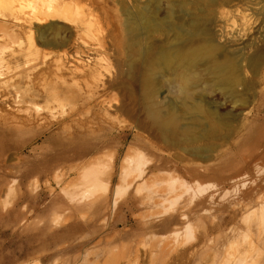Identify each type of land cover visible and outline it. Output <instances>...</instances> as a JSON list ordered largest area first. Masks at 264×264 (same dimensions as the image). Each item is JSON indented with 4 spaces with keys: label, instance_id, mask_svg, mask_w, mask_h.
<instances>
[{
    "label": "bare ground",
    "instance_id": "1",
    "mask_svg": "<svg viewBox=\"0 0 264 264\" xmlns=\"http://www.w3.org/2000/svg\"><path fill=\"white\" fill-rule=\"evenodd\" d=\"M104 1L8 0L0 4V17L10 28L11 40H18L20 31L30 37L28 45L23 42L11 48L8 57L0 54V218L13 213L16 219L0 228L2 242L14 246L19 258L40 252L44 245L43 218L31 221L34 210L26 202L30 193L41 202L42 150L40 144L31 146L32 159L23 151L45 132L48 114L39 100L47 95L63 110L68 105L62 122L71 120L91 134L117 125L136 129L123 153L115 150L85 164L80 181L74 184L78 190H69L71 180L64 183L63 192L71 204L90 214L92 231L102 227L113 231L96 239L90 250L81 249L75 264H204L207 254L212 256L209 264H247L252 249L258 263L264 264V222L257 224L250 237V205L238 202L250 194V175L245 171L250 168V154L244 155L249 149L242 147L254 135L255 126L250 119V81L238 58L242 46H220L200 37L201 21L194 12L170 7L159 17L152 7L158 0H133L130 7L122 3V15L110 13ZM37 24L42 33L55 30L60 45L74 48L73 54L65 47L55 60L59 70L69 68L73 82L66 77L42 83L41 89L33 81L31 73L39 74L47 67L45 60L35 57L41 51L32 35ZM158 35L164 37L157 40ZM6 47L7 42L0 44V53ZM124 47L126 61H132L130 82L119 75V68L102 77L91 54ZM221 47L226 53H218ZM254 57L258 72L264 53ZM73 58L82 68L72 66ZM251 58L245 65L250 67ZM117 86L130 90L113 102L104 91ZM237 158L244 162L234 163ZM30 167L35 177L26 183ZM53 171L55 176L66 172ZM223 183L230 186L222 187ZM205 205H228L232 212L228 217L216 214L203 219L199 210ZM127 213L135 224L119 228ZM240 216L247 229L225 230L226 238L237 241L224 244L225 257L219 259L221 247L213 242L212 232L231 226ZM32 223L35 244L29 247L26 231L33 228ZM138 233L145 237L121 241Z\"/></svg>",
    "mask_w": 264,
    "mask_h": 264
},
{
    "label": "rangeland",
    "instance_id": "2",
    "mask_svg": "<svg viewBox=\"0 0 264 264\" xmlns=\"http://www.w3.org/2000/svg\"><path fill=\"white\" fill-rule=\"evenodd\" d=\"M5 1L8 0H0V4ZM14 1L18 0H10L12 3H14ZM131 1L133 0H106L104 2L106 6L105 8L110 13L122 15L124 12L122 3H126L127 6L130 7L133 3H131ZM168 3L170 4L168 5ZM152 7L153 10L157 11L156 13L159 17H164L165 9L170 7L178 12H180L181 9L194 12L198 15V17H200L201 21V25L199 27V32H201L199 34L200 37L211 38L213 39L214 43L220 46H223V44L229 45V43L242 46L239 49L238 58H241L242 62L244 63L246 74H243V72L242 74L247 80L250 81V107H252L250 119H254V121L251 123H253L255 126L253 133L254 135L250 136V140L248 139L249 141H246L248 143L243 144L242 147H248L247 149H249L248 152L245 151L244 155H247L248 157L250 154V168L245 170L246 173L250 175V194L243 199H238V202H246L250 205L251 237V234H254L256 231L257 224L264 222V64L263 68L258 72L255 71L253 64L255 59L254 55L256 56L259 53H264V0H158ZM1 19L2 18L0 17V44L7 42L8 47L4 48L6 50L4 52L2 51L0 54L6 53L8 57L9 51L17 49L23 45H28L30 43V37L29 33L20 31L19 34L21 35H19L20 37H18V40H11L12 38L9 36L10 32L8 31L10 28L5 25ZM55 22L60 24L62 21L56 20ZM38 27L39 25L37 24L32 30L34 43L37 48L41 50L35 57H37V59L41 57L40 59L45 60L47 67H44L45 69L39 74L35 75L31 73L33 81L36 85H38V87L41 86V89L43 87L42 83H53L56 80L60 81L62 78L66 77L69 82H73L74 79H70V77H72L70 75L72 74L69 68H61L59 70L58 68L60 67L57 66V62L59 60V54L63 53L65 47H68L66 50L69 49L68 51H73V54L75 51L74 48L70 45H66L65 47L60 45L59 40L54 37L55 30L49 29V31L42 33ZM164 36L166 39L165 34ZM164 36L158 35L155 38H159L157 40H160V38ZM45 40L50 42L52 41V43L44 42ZM126 52L127 48L124 47L121 49H111L109 52L102 54L93 53L91 56L98 65L99 69H101L104 73L102 77H106L109 72H115L119 68L121 70L119 71V75L123 79H126L127 82H130V71L128 67L132 61H126ZM223 52L226 53L225 49L221 47L218 50V53L222 54ZM249 58H251L250 67L245 65ZM55 60L57 62H55ZM72 66L74 68H82L80 62L75 59L72 60ZM77 78H79V75L75 77V79ZM129 90V87H109L104 91V95L113 99L114 102L116 98L119 99L121 97L123 92H127ZM39 101L43 105L45 113L47 112L46 114H48L45 124V132L37 143H29V145L23 151V155H29L32 159L34 153L29 151L31 150L30 148H32L34 145L40 144L42 150L41 154L43 156L41 161V202L37 203L32 193L29 194L28 200L26 202H28L29 208L34 210L31 217L36 214L32 217L33 219L30 217L31 221L35 220L34 217L43 218L41 228L44 245L40 252L29 253L30 255L27 254L23 258H19L13 251L14 246L2 242V240H4V234L0 233V264H22L24 261L26 262L23 264H75L76 255L79 254L80 251L90 250V248L93 247L96 239L105 237V235L110 236L113 232L109 231L106 227H102V229V225L99 227L101 229L92 231L91 227H88L90 223V214H88L83 207L73 206L69 201L68 196H66V194L63 192V187L65 186L64 183L66 181L71 180L73 185L69 187V190H78L80 187L74 184L80 181L79 174L81 171H83L85 164L91 160L99 159L105 154L115 150H119L121 153H123L126 146L132 140L136 129L131 126L122 128V126L117 125L111 129L106 127L104 130H97L94 134H91L92 131L71 124V120H67V123L62 122V117H66V113L69 111L68 105L63 110L62 107L54 104V102L51 101V98H49L47 95L41 96ZM50 107L52 108L53 112L49 111ZM56 112H58V114ZM257 113L259 114L257 115ZM257 116L258 119L256 120L255 118ZM241 161L244 162L243 159L239 160L237 158L233 162L235 163ZM56 163L57 165L59 164L58 168ZM61 163L63 165L60 166ZM63 166H65L66 172H64L65 170L63 169ZM60 167H62V169H60ZM48 169H50L49 172ZM53 170H56L58 173L64 172L65 175L63 173V176H55L56 173H53ZM49 173L51 176H49ZM26 174L27 181H25L26 183H29L35 177L33 167H30ZM53 176H55L54 179ZM45 179L47 180L46 182ZM48 185H50L52 188L48 187ZM229 186V183H223L222 187L227 188ZM59 187L60 191H58ZM98 192L100 194V191ZM37 204L40 205V209L37 208ZM231 209L232 208H230L228 205H220L216 206L215 208L205 205L202 210H199V212L203 213V219H211L216 214H222L223 216L228 217V214L232 212ZM84 214L85 216H83ZM131 216L132 215L127 213L128 219L126 218L124 223L119 222V228L133 226L136 220L133 216ZM52 217H54V220ZM15 221L16 219L13 213L9 217H2L0 218V228H4L5 224L13 223ZM76 221H78L81 225L77 224ZM230 225L231 226L223 225L221 230H218L219 232H212L214 235L213 239V235L210 236L213 242H216V245L220 244L221 253L219 255V259L225 257L223 245L225 244L226 246L227 243L231 244L237 241L236 239V241L234 239V241H232L226 238L224 234L226 232L225 230H229L230 227L244 229L243 231L247 229V222L242 216L236 218L235 222L230 223ZM31 226H33V228L30 227L26 231V234H28L27 245L29 247H32L35 244L36 229L33 223ZM169 229L170 228L160 230L159 233L168 232ZM141 236H143V238L145 237L144 235H139L138 233V236H125L121 241L133 240V238L138 240V238H142ZM29 240L30 242L32 241L31 244ZM239 240H241V238H239ZM242 241L245 242L246 240L243 239ZM46 249L47 251H45ZM208 255L209 254L205 255L203 258V262H205L204 264L210 263L212 256L210 255L208 257ZM257 255L258 254L256 250H250V262L247 264H260L257 261ZM34 259L36 260L34 261ZM207 261H209V263H207ZM225 262L226 261H223V264H229L228 262Z\"/></svg>",
    "mask_w": 264,
    "mask_h": 264
}]
</instances>
